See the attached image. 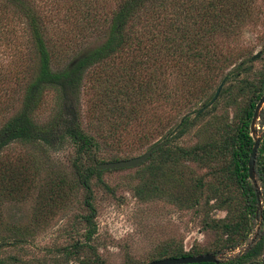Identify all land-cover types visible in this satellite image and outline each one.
<instances>
[{"label":"trees","instance_id":"obj_1","mask_svg":"<svg viewBox=\"0 0 264 264\" xmlns=\"http://www.w3.org/2000/svg\"><path fill=\"white\" fill-rule=\"evenodd\" d=\"M254 5L255 0H0V49L11 51L7 56L10 71L0 69V80L6 79V72L10 76L7 101L0 100V153L5 146L18 144L27 155L22 168L17 167L21 172L0 162L2 188H7L2 195L19 191L26 182L29 161H41L46 149H56L69 141L75 148L73 185L83 190L85 212L79 218L85 227L84 240L94 236L97 225L91 180L101 183L103 170L97 169L101 161L90 162L95 161L101 144L85 132L80 118L81 89L86 83L93 91L89 109L97 120L104 121L108 112L115 120L106 130L109 136L121 137L130 129L135 131L149 105L155 104L154 109L175 107L177 114L171 121L156 116L148 126L151 135H164L166 144L142 164L119 169H137L133 191L140 199L161 197L178 209L195 208L203 198L209 209L225 205L226 215L211 218L205 227L219 236L213 252L235 248L249 235L259 212L264 219L247 165L253 145L249 123L264 92V68L252 80L239 78L251 58L246 56L235 64L240 52L234 55L229 46L230 39L255 19ZM52 12L61 14L60 24L66 28L52 23ZM91 37L93 42H89ZM59 39L70 42L72 54L65 65L53 68ZM62 47L60 53L70 51L67 45L65 50ZM167 72L180 82L173 81L167 88ZM222 75L232 76L236 85L220 90L211 103L215 106L223 92L231 95L229 103L235 106L231 119L228 113H220L198 130L193 145H168L186 133L194 122L192 112L197 116L204 112L210 103L195 106ZM4 86L0 81V96L8 89ZM47 93H53L55 109L48 119L41 120L38 112ZM258 124L264 127V115L259 114ZM260 139L254 168L264 202V130ZM126 158L130 157H109L111 161ZM185 162L209 166L216 183L206 182L204 176L186 169ZM22 234L25 232L15 230L12 240L0 246L18 245L24 239ZM82 245L75 241L57 246L59 256L40 259L38 264H65L69 256L76 257L78 264H102L78 257ZM201 252L162 246L150 260ZM260 255H264V225L244 252L224 258L219 264H245ZM0 264L21 262L18 256L9 255L0 259Z\"/></svg>","mask_w":264,"mask_h":264},{"label":"rangeland","instance_id":"obj_2","mask_svg":"<svg viewBox=\"0 0 264 264\" xmlns=\"http://www.w3.org/2000/svg\"><path fill=\"white\" fill-rule=\"evenodd\" d=\"M253 11L256 13L255 19L245 24L238 35L230 39L229 45L234 55L240 52L235 56V64L246 56H250L251 60L244 64L246 69L239 75V78L248 80L256 78V74L264 68V0H255ZM52 14V23L55 26L67 27V25L60 24L62 17L59 12H52ZM71 35L69 39H71ZM89 39V42L94 40L92 37ZM76 41L79 42L78 39ZM59 42V47L63 46L62 49H64L67 45L70 51L60 53L58 47L53 68L65 65L72 54L73 47L68 40L61 42L59 39ZM10 52L7 48L0 49V69L4 68L6 71H10L7 62ZM256 54L258 57L253 59ZM233 65L234 63L228 69H231ZM247 67L249 68L247 69ZM94 69L93 71H96L98 68ZM5 75L6 79L0 81L4 82V87L8 89L4 90L3 95L1 94V102H6L8 98L10 76L8 72ZM176 80L180 82V79L175 78L171 72L166 73L164 81L167 88L172 86V82ZM235 82L236 80L232 76H218L195 108L202 106L203 103L210 104L204 108V112L200 116H197L196 112H192L190 118L194 119V122L181 138L169 142L168 145H193L197 141L198 130L206 121L220 113H228L231 119L235 110L234 103H229L232 100L231 95L225 92L219 94L214 102L215 106L211 101H213L219 84L222 83L220 89L222 90L225 87L236 85ZM91 91V89H87L86 83L81 89L80 118L85 132L94 136L101 144V149L95 152V161H90L92 163L97 160L111 161L109 159L111 156L133 157L143 153L152 145L166 138L164 135H151L152 131H148V126H151L155 121L152 118L159 116L169 122L177 114L175 107L167 106L163 109H154L155 104L149 105L148 112L143 115L144 119L140 120V127L135 131L130 129L129 134H123L121 137L109 136L106 130L114 124L115 120L111 119L110 112L106 113L108 117L101 123V119L97 120L96 115L89 109V100L93 92ZM94 92H98V89H95ZM235 92L237 91L234 86L233 93ZM54 100L53 93L44 95L43 104L38 112L41 120H46L52 115L55 109ZM97 100L99 99L96 98ZM2 107L3 105L0 106V108ZM96 111L99 114V108ZM260 114L264 115V104ZM257 122L256 135L261 137L264 128ZM146 130L147 133H145ZM24 149L18 144L5 146L3 152L0 153V162H7L8 167L21 172L17 167L20 165L22 168L24 159L27 158ZM46 150L41 161L28 162L26 182L18 192L15 191L11 196L2 195L7 188H2L3 183L0 175V243L12 240L15 230L25 232L22 234L24 239L18 245L1 244L0 259L16 255L20 258L21 264H38L40 259L49 260L51 257L59 256L60 254L55 251L57 246L70 245L77 241L83 243L77 252L78 257L88 258L102 264L147 263L151 261L150 256L162 246H168L170 249L183 246L184 250H201L200 254L217 253L218 258L222 260L244 252L263 228L264 219L261 218L259 211L264 209V202L260 199L258 217L254 219L252 230L246 239H240L233 249L213 252V247L218 242L219 236L217 237L214 229L205 227L206 221L209 222L211 218H223L226 215L225 205L221 208L209 209L204 204L203 198L195 208L178 209L161 197L143 200L136 197L133 191L134 175L137 169H106L102 171L101 183H97L94 178L91 180L93 203L96 207L97 231L89 241H85L84 223L79 218L85 212L82 205L83 190L73 185L75 179L72 159L75 148L69 141H66L56 149ZM185 164L186 169L192 170L197 176H204L206 182L209 180L208 182L216 183V178L210 174L209 166H200L193 162H185ZM257 182L259 196L262 198V187H260V182ZM25 185L28 187H24ZM263 258L264 255H260L252 262L245 264H264ZM78 263L76 257L69 256L65 264Z\"/></svg>","mask_w":264,"mask_h":264},{"label":"water","instance_id":"obj_3","mask_svg":"<svg viewBox=\"0 0 264 264\" xmlns=\"http://www.w3.org/2000/svg\"><path fill=\"white\" fill-rule=\"evenodd\" d=\"M255 57H258V54H256ZM222 83L219 84V86L216 89L214 98L217 96L221 89ZM264 104V92L258 99L257 103L255 104L253 114L249 123V131H250V136L253 139V145L251 148V152L249 155L248 159V176L250 181L252 182L253 186L255 187L256 190V195L259 197V188H258V182L256 180L255 176V158L257 154V150L259 148L260 144V135H256V122L259 119V114L262 105ZM166 143L165 140L158 142L148 149H146L143 153L126 158V159H120V160H113V161H103L99 162L97 164V169L99 170H106V169H119V168H128V167H135L143 162H145L151 155L152 153L162 147ZM261 201L260 198H258V207H260ZM220 259L217 256V253H212V252H206L202 254H196V255H187V256H171V257H164L160 259H155L147 262L146 264H187V263H198V262H213L215 264H219Z\"/></svg>","mask_w":264,"mask_h":264},{"label":"flooded vegetation","instance_id":"obj_4","mask_svg":"<svg viewBox=\"0 0 264 264\" xmlns=\"http://www.w3.org/2000/svg\"><path fill=\"white\" fill-rule=\"evenodd\" d=\"M259 120V119H258ZM258 123V122H257ZM264 128V127H263ZM252 242V241H251Z\"/></svg>","mask_w":264,"mask_h":264}]
</instances>
